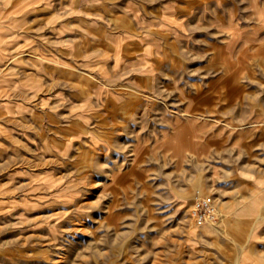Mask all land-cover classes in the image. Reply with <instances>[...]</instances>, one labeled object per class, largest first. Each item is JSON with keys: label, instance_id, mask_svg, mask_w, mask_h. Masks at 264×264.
Masks as SVG:
<instances>
[{"label": "rangeland", "instance_id": "obj_1", "mask_svg": "<svg viewBox=\"0 0 264 264\" xmlns=\"http://www.w3.org/2000/svg\"><path fill=\"white\" fill-rule=\"evenodd\" d=\"M0 264H264V0H0Z\"/></svg>", "mask_w": 264, "mask_h": 264}, {"label": "built area", "instance_id": "obj_2", "mask_svg": "<svg viewBox=\"0 0 264 264\" xmlns=\"http://www.w3.org/2000/svg\"><path fill=\"white\" fill-rule=\"evenodd\" d=\"M190 214L199 224L211 220L214 214L213 200L209 196H196Z\"/></svg>", "mask_w": 264, "mask_h": 264}]
</instances>
